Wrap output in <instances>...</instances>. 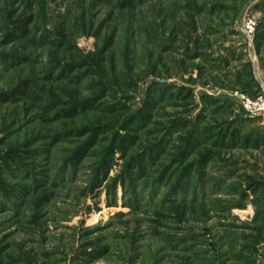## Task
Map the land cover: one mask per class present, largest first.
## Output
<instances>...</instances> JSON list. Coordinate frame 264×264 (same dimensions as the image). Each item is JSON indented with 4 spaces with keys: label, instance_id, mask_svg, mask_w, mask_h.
I'll return each mask as SVG.
<instances>
[{
    "label": "rangeland",
    "instance_id": "rangeland-1",
    "mask_svg": "<svg viewBox=\"0 0 264 264\" xmlns=\"http://www.w3.org/2000/svg\"><path fill=\"white\" fill-rule=\"evenodd\" d=\"M263 94L264 0H0V264H264Z\"/></svg>",
    "mask_w": 264,
    "mask_h": 264
},
{
    "label": "trees",
    "instance_id": "trees-1",
    "mask_svg": "<svg viewBox=\"0 0 264 264\" xmlns=\"http://www.w3.org/2000/svg\"><path fill=\"white\" fill-rule=\"evenodd\" d=\"M27 35H28V20H26V19L19 20V22H16V25H15L14 29L9 34V39L11 40V42H16V41L20 42V41L25 40L27 38ZM2 58L4 59V63L5 62L14 63V62H16V60H19V59L13 57V56H7V55H5V57H2ZM16 63L20 64L19 62H16ZM24 86H26V84H24ZM17 91L20 92L21 95L24 94L23 90L22 91L21 90H17ZM16 95H18V94L16 93ZM2 98H3V101L5 103L10 100L8 98H4V97H2ZM77 154L78 155L75 156L76 160L78 162H80V161L82 162L84 157L86 156V151L81 152V154H79V153H77ZM101 173H102V175H104V172H101ZM99 176H101V174H99L97 176V178L94 180V184H93L94 186L93 187L95 189L99 188L100 185H101V182H102V180L100 181ZM125 183H126L125 181H121V186H123L124 190L127 191V189H126L127 186H125ZM42 185H44L43 182L40 185H38V186H42ZM18 195L19 194L16 191H14V190H9L8 191V190H5L4 188H2L0 186V199H1V197H5V196L18 197ZM51 197H52V194H49V193L46 192L44 197L41 200L42 201L41 203L44 204V203L49 202L52 199Z\"/></svg>",
    "mask_w": 264,
    "mask_h": 264
},
{
    "label": "built area",
    "instance_id": "built-area-1",
    "mask_svg": "<svg viewBox=\"0 0 264 264\" xmlns=\"http://www.w3.org/2000/svg\"><path fill=\"white\" fill-rule=\"evenodd\" d=\"M241 29L251 48L258 30L255 17L251 14H246L243 17ZM239 100L242 106L245 107L247 113L251 116L264 115V94L252 99L245 95H241L239 96Z\"/></svg>",
    "mask_w": 264,
    "mask_h": 264
}]
</instances>
